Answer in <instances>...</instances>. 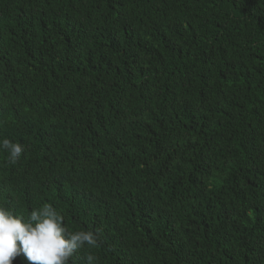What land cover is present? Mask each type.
I'll use <instances>...</instances> for the list:
<instances>
[{"label":"trees","instance_id":"16d2710c","mask_svg":"<svg viewBox=\"0 0 264 264\" xmlns=\"http://www.w3.org/2000/svg\"><path fill=\"white\" fill-rule=\"evenodd\" d=\"M3 138L0 205L97 234L70 264H264V0H0Z\"/></svg>","mask_w":264,"mask_h":264},{"label":"clouds","instance_id":"9594fccd","mask_svg":"<svg viewBox=\"0 0 264 264\" xmlns=\"http://www.w3.org/2000/svg\"><path fill=\"white\" fill-rule=\"evenodd\" d=\"M0 149L7 151L11 163L19 160L24 151L20 143L7 138L0 140ZM76 206L79 215L96 214L95 225L104 215L101 207L89 206L80 199ZM97 242L93 231H69L64 216L51 204L30 210L27 218L0 205V264H13L17 258H23L28 264H70L79 250L94 247ZM86 260L87 264H95L96 257L89 254Z\"/></svg>","mask_w":264,"mask_h":264}]
</instances>
